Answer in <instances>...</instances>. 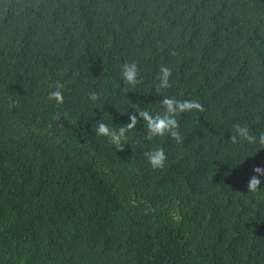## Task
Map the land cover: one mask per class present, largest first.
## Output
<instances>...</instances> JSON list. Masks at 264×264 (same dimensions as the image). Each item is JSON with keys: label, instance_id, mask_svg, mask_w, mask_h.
<instances>
[{"label": "trees", "instance_id": "16d2710c", "mask_svg": "<svg viewBox=\"0 0 264 264\" xmlns=\"http://www.w3.org/2000/svg\"><path fill=\"white\" fill-rule=\"evenodd\" d=\"M0 264H264V0H0Z\"/></svg>", "mask_w": 264, "mask_h": 264}, {"label": "clouds", "instance_id": "9594fccd", "mask_svg": "<svg viewBox=\"0 0 264 264\" xmlns=\"http://www.w3.org/2000/svg\"><path fill=\"white\" fill-rule=\"evenodd\" d=\"M162 72V84L166 85L167 82V77L170 75V70L167 68H162L161 69ZM137 76V72L135 69L134 65H124L123 67V77L126 79L127 82L129 83H134L135 82V77ZM51 97H54L57 103L62 102V95L60 92H52L50 94ZM199 107L198 104L196 105H192V104H188L185 103L184 105H181L180 108L181 110L187 107ZM176 124L174 119H157L156 121H150L149 122V127L152 129V131L155 134H163V132L169 128H172L174 125ZM131 127V125H130ZM97 131L99 134H103V135H110L112 138V142L114 144H119V137L117 136L116 133L110 131V129L105 126V124L100 123L98 125ZM240 133L241 135H246V130L245 129H240ZM122 135V133H121ZM172 135H176L175 132L172 133ZM166 157L165 154L163 152V150L161 149H157L154 153L149 154V160L151 162V164L153 165V167H162L163 163L165 161ZM254 171H260L259 168L254 169ZM260 183L259 179H257L256 177H253L252 179H250L249 181V188L251 190H255L256 186Z\"/></svg>", "mask_w": 264, "mask_h": 264}]
</instances>
